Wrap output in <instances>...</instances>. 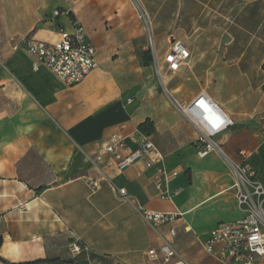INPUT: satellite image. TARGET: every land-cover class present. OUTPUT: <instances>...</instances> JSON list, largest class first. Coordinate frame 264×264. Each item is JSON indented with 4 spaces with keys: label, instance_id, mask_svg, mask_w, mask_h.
<instances>
[{
    "label": "crops",
    "instance_id": "0c3cea01",
    "mask_svg": "<svg viewBox=\"0 0 264 264\" xmlns=\"http://www.w3.org/2000/svg\"><path fill=\"white\" fill-rule=\"evenodd\" d=\"M111 1L0 0L1 91L7 100L16 99L23 119L17 134L0 135V257L5 260L0 264H160L149 260L148 252L167 240L185 264H222L203 245L214 225L233 220L200 227L194 214L218 200L239 210L235 179L216 154L227 167L208 173L216 190L194 201L198 132L175 105L191 103L203 92L235 122L217 137L218 143L233 162L240 160V150H247L264 184V142L256 120L264 113V0H195L192 32L199 35L192 42L176 39L191 57L177 72L165 65L162 86L167 93L142 111L126 106L117 76L107 69L111 64H139L148 35L131 11L118 10L115 24H106L112 18L113 9H107ZM179 1L175 15L183 17L185 0ZM55 11L60 12L56 19ZM75 24L97 48L99 63L76 86H67L28 52L13 51V40L54 42L61 31L74 33ZM151 30L162 57L171 47L168 38V49L162 52L169 25L153 24ZM177 31L186 32V25L179 23ZM197 40L209 43L198 47ZM147 119L154 123L149 136L163 153L164 166L179 171L164 185L169 200L160 198L157 171L144 162L123 172L108 164L100 172L93 163L101 153L110 160L103 150L114 135L128 139L126 154L137 149L130 139ZM189 167L192 181L184 172ZM113 184L145 209L176 215V220L162 226L147 223ZM223 186L227 188L220 191ZM178 188L181 192L175 194ZM74 243L87 251L73 254Z\"/></svg>",
    "mask_w": 264,
    "mask_h": 264
},
{
    "label": "built area",
    "instance_id": "2783aa9c",
    "mask_svg": "<svg viewBox=\"0 0 264 264\" xmlns=\"http://www.w3.org/2000/svg\"><path fill=\"white\" fill-rule=\"evenodd\" d=\"M60 16L59 11L53 13V18ZM148 42L153 49V57L159 61L157 45L151 29H147ZM171 47L162 56V62L172 72L180 70L181 66L189 60L191 52L179 40L173 39ZM26 51L39 62L45 64L67 86L73 87L82 83L88 75L99 67L98 50L91 42L83 29L75 24V32L61 31L57 41L37 40L27 37L22 40H13V51ZM202 102V103H201ZM185 119L192 124L198 132L197 155L206 158L211 153L219 155L229 167L235 179L237 189L236 201L239 210L244 214L242 219L220 222L212 227L204 241L205 252L217 259L222 264H258L264 259V184L258 177L257 170L250 163V154L247 150H240L238 162H233L224 152L217 137L235 125L234 120L206 93L199 94L196 99L188 104L175 103ZM261 125L259 135L264 142V113L256 117ZM138 147L130 153L128 139L119 135L111 138V143L106 145L103 152L111 156L105 161L102 153L97 155L94 166L102 172V166L108 164L119 172H123L138 162H144L146 168L156 169L157 189L162 200L171 199V194L164 185L170 177H177L179 171L170 172L164 166V155L154 144L149 135L137 131V135L130 139ZM94 188L99 184L90 180ZM115 191L124 199L135 204V209L143 219L154 226L170 224L176 220V215L161 213L145 209L139 201L131 197L124 188L113 184ZM178 188L175 194H179ZM171 235H176L171 229ZM75 255L87 251L77 243L71 245ZM179 257L176 264H185L184 259L178 254L171 241H165L158 249L153 248L148 252L149 260L160 264H171Z\"/></svg>",
    "mask_w": 264,
    "mask_h": 264
},
{
    "label": "rangeland",
    "instance_id": "374dc122",
    "mask_svg": "<svg viewBox=\"0 0 264 264\" xmlns=\"http://www.w3.org/2000/svg\"><path fill=\"white\" fill-rule=\"evenodd\" d=\"M181 1L179 0H114L107 2V9H113V13L110 14L112 18H108L106 24H115L117 21L116 14L118 10L123 12H133L136 16V20L139 26H142L147 32V29H151L152 25H157L159 28L165 25H169L170 31L165 34L166 42L163 45L162 52L168 49V38L183 39L184 42H192L198 33L192 32V27L196 23L194 15V9L197 7L195 0H185V15L183 17H177V9ZM183 9V7H181ZM183 12V13H184ZM219 19H215L218 21ZM186 25V32L178 33V24ZM228 38V36L226 35ZM209 41H195V45L198 47L208 44ZM224 41L221 43L223 44ZM220 44V42L218 43ZM157 55L159 61L153 57V49L147 44V48L143 53V60L139 64H111L108 67V72L117 76L115 83L121 88L123 93L124 103L128 108L134 110H144L145 107L152 105L156 102L157 97L161 94H166L167 91L162 86V75L166 66L162 62V53L158 51L160 45L157 44ZM149 53L151 58L150 63L145 60V53ZM0 84V135L1 133H8V135L17 134L21 127H23V119L19 114V105L16 99L12 97L7 100V95L2 93ZM128 99L132 100V103H128ZM2 122L6 123V127L2 129ZM218 156L215 153H211L208 157L200 159L197 157L195 163L193 162L195 179L194 184L196 186L193 199L195 202L212 195L216 190V183L210 180L208 173L215 171L222 173L225 171ZM199 160V161H198ZM223 161V160H222ZM186 175L193 180V169L189 167L186 169ZM230 174V173H229ZM231 176V175H230ZM227 186H223L220 191L226 189ZM229 191L223 194L228 195ZM242 217V213L236 208L229 209L223 203V200H218L207 204L194 214V219L197 225L200 227H207L215 224L219 221L234 220ZM264 264V259L261 261Z\"/></svg>",
    "mask_w": 264,
    "mask_h": 264
},
{
    "label": "trees",
    "instance_id": "16d2710c",
    "mask_svg": "<svg viewBox=\"0 0 264 264\" xmlns=\"http://www.w3.org/2000/svg\"><path fill=\"white\" fill-rule=\"evenodd\" d=\"M149 53L150 52H146L144 55L147 63H150V60H151V58L149 57ZM263 69H264V66H263ZM138 130L143 134L151 135L155 131L154 123L150 119H147L145 122L139 125ZM0 260L5 262V260H3L1 257H0Z\"/></svg>",
    "mask_w": 264,
    "mask_h": 264
},
{
    "label": "snow or ice",
    "instance_id": "6c2138e0",
    "mask_svg": "<svg viewBox=\"0 0 264 264\" xmlns=\"http://www.w3.org/2000/svg\"><path fill=\"white\" fill-rule=\"evenodd\" d=\"M202 103V102H201Z\"/></svg>",
    "mask_w": 264,
    "mask_h": 264
}]
</instances>
